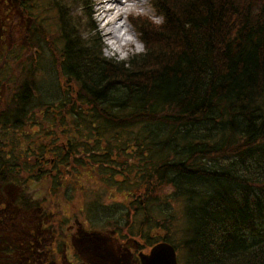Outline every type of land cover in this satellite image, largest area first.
<instances>
[{"label":"trees","instance_id":"1","mask_svg":"<svg viewBox=\"0 0 264 264\" xmlns=\"http://www.w3.org/2000/svg\"><path fill=\"white\" fill-rule=\"evenodd\" d=\"M81 1L88 5L89 0ZM156 4L164 22L131 16L145 50L119 62L103 55L98 33L84 38L77 27L63 23L62 15L60 71L78 90L75 95L59 90L50 106L67 107L62 124L75 133L67 148L39 141L24 145L16 137L7 151L1 135L11 128L22 130L29 120L30 125H39V113L35 118L33 109L43 110V104L30 96L29 81L15 85L8 104L0 103V223L8 224L2 217L6 212L33 217L26 228L14 227L23 242L0 227L5 250L17 254L15 264H33L32 260L41 264L48 255L35 235V230L44 231L49 218L38 196L39 184L46 183V200L52 194L70 201L71 184L64 175L78 170L85 160L99 171L116 169L131 184L129 174L138 168L134 178L146 182L142 191L148 198L142 206L146 221L136 226L137 235L150 233L143 224L163 219L155 186H171L172 197L183 198L188 264H264V0H156ZM39 126V132H49ZM51 131V136L58 133ZM81 134L82 141L76 137ZM79 144L83 151L76 148ZM49 147L52 160L46 155ZM129 147L134 162L126 158V163H115L119 154L128 156ZM44 162H52L51 169L44 171ZM8 204L18 211L9 212ZM89 212L92 222H102L97 209ZM175 212L176 206L169 216L175 217ZM49 228L45 230L50 243L57 228L50 224ZM55 255L57 250L49 254L52 259Z\"/></svg>","mask_w":264,"mask_h":264},{"label":"rangeland","instance_id":"2","mask_svg":"<svg viewBox=\"0 0 264 264\" xmlns=\"http://www.w3.org/2000/svg\"><path fill=\"white\" fill-rule=\"evenodd\" d=\"M101 1L89 0L86 6L81 0H58L60 8L56 6L54 0H0V103L4 105L7 102L8 104L15 85L29 81L31 83L30 96L39 103V106L43 104V110L37 107L33 109L34 117L36 118L35 113L36 115L39 113V125L43 129L44 127L49 128V132L43 134L39 132L41 130L39 125H30L31 120L22 130L11 128L7 134L1 135V141L7 145V151L12 148L11 141H15L16 137H21L24 145H28V143L35 145L39 141L51 144L53 147L63 144L67 148L68 139H72L74 142L75 133L72 128L70 131H66V127L62 124L61 115L65 113L67 107H61L58 104L54 108L50 106L51 102L60 96L59 90L61 93L69 92L70 95H75V91L78 90L74 82H66V77L60 71L61 49L64 45L60 19L62 15H65L62 19L63 23L66 22L77 27L79 34L84 38H89L95 32L98 34L100 32L103 51L108 48L105 43L108 37L102 32L99 20L100 10H97ZM142 1L141 5L133 7L131 10L133 13L138 14L136 9L143 8L147 14L142 15H148L149 18L153 13L161 16L158 15L156 0ZM130 2L134 1L130 0ZM128 20L127 17L124 19L129 23ZM134 25L128 26L130 34L142 42L140 28L137 24ZM134 49V44H128L125 47L124 50L129 52L128 59L134 55ZM34 65L35 69H33ZM2 108L0 104V112L3 110ZM51 130H56L58 133L51 136ZM22 131L28 132L31 137L26 138L25 133L22 135ZM125 131L120 130L121 134H126ZM1 133L4 134L3 131ZM82 135L76 137L82 141L80 139ZM51 138L58 140L53 142ZM2 146L0 145V148ZM76 148L78 151L84 150L82 144ZM132 152L131 147L127 148L128 156L126 157L124 153L119 154L115 158V163L118 165L122 162L126 163L123 161L126 158L128 162H134V158L130 155ZM46 155L52 160L53 152L50 147ZM27 162L32 163L29 160ZM63 165L65 168L69 166L66 163ZM42 166L44 171L49 170L52 167V162H44ZM137 169V167L133 168V175L129 172L130 181H133L131 184V182H126L125 177L118 176L121 172L116 169L99 171L94 166L90 167L89 161L85 160L81 166H78V170H68V173L64 175L66 176L65 182L71 184L70 187L68 186L71 194L70 201L52 194H50L49 200H46V183L43 184L44 186L40 183L41 189L38 196L44 202V210L49 217L43 224L44 231H41L42 233L35 230L37 232L35 235L39 234L40 237L41 251L48 252V255L45 256L46 259L43 258L41 264H141L140 252L147 253L160 242L170 243L176 249L179 264L180 262L188 264L185 257L188 248L184 244L182 232L184 227L183 198H180L179 201L174 199L171 194L173 190L171 186H155V193H157V197H155L162 200L161 206L164 208L161 213L163 219H157L155 222L156 218H153L152 221L143 224L150 230L149 234L142 235V237L136 234V226L146 221L147 213L142 206L148 198L145 191H142L146 182H137L134 178ZM35 170L37 169H34V172ZM129 170H132L131 167ZM113 173L115 175L113 178L117 179L118 183H114V179L110 180L109 176ZM45 180L47 184L51 182L47 178ZM56 187L61 192L66 191L63 185L57 184ZM35 189L39 190L38 187ZM67 195L70 196L68 192ZM168 203L169 205H167ZM8 205L9 212L18 211L14 204ZM175 206V217H170L169 211L173 210ZM0 208L3 209V205ZM89 209H97L96 215L102 218L100 224L91 221ZM15 215L12 217L8 212L2 215L9 228L1 223L0 227L4 228L8 235H15V240L18 242H23L24 238L19 237L21 234L14 230V227L26 228V223L33 220V217L21 211ZM119 222L121 223L119 224ZM48 223L57 228L50 243L47 240L50 236L45 230L50 229ZM53 230L55 231L54 227ZM62 239L65 241H63V245H60L59 241ZM37 244L36 241L35 245ZM6 245L4 240L0 239V264H15L17 254L11 251L7 252L4 248ZM95 245H100L104 253L100 255L98 251L97 254L93 253L92 249ZM55 250H57V255H55V259H52L50 256L54 255ZM37 251L41 254V251L38 249ZM58 251L61 255L58 254ZM64 256H67L68 259ZM32 263L38 264L33 260Z\"/></svg>","mask_w":264,"mask_h":264},{"label":"bare ground","instance_id":"3","mask_svg":"<svg viewBox=\"0 0 264 264\" xmlns=\"http://www.w3.org/2000/svg\"><path fill=\"white\" fill-rule=\"evenodd\" d=\"M133 1H134L133 2L134 5H141L143 3L142 0H133ZM109 5H112V7H109ZM132 9L133 8L131 9L126 8L123 3V0H102L100 2V7L97 8V10H100L99 20L101 21V25H102V30H103L102 32L106 37H108V39H116L117 38L116 34L119 33L120 31H123L124 29H127L125 35H131L130 29L128 27L130 25L131 26L133 25L130 19L131 16L133 14L134 17H138L142 15V14L133 13L131 11ZM126 17L129 19L128 21L130 25L129 23H127V21H124ZM97 251L99 255L104 253V251L101 250L100 245H95L92 249V252L95 254H97Z\"/></svg>","mask_w":264,"mask_h":264},{"label":"clouds","instance_id":"4","mask_svg":"<svg viewBox=\"0 0 264 264\" xmlns=\"http://www.w3.org/2000/svg\"><path fill=\"white\" fill-rule=\"evenodd\" d=\"M123 3L126 8L131 9L135 7L134 3L130 2V0H123ZM109 7H112V5H109ZM136 11L138 14H147L143 8H137ZM150 19L156 24H162L164 22L163 17L157 16L154 13L150 16ZM125 32H127V29L117 33L116 39H107L105 41V43L108 45V48L103 50V55L106 58L115 59L117 62L127 60L129 57V52L125 51L124 49L129 43L135 45L134 54L143 52L145 50L142 42L137 40L133 35H125Z\"/></svg>","mask_w":264,"mask_h":264},{"label":"water","instance_id":"5","mask_svg":"<svg viewBox=\"0 0 264 264\" xmlns=\"http://www.w3.org/2000/svg\"><path fill=\"white\" fill-rule=\"evenodd\" d=\"M141 264H179L176 249L167 242L154 245L149 252H140Z\"/></svg>","mask_w":264,"mask_h":264}]
</instances>
